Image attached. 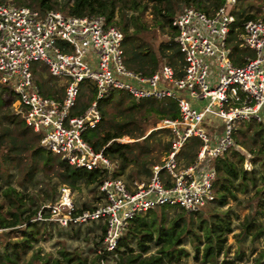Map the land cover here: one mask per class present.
<instances>
[{
    "label": "built area",
    "instance_id": "built-area-1",
    "mask_svg": "<svg viewBox=\"0 0 264 264\" xmlns=\"http://www.w3.org/2000/svg\"><path fill=\"white\" fill-rule=\"evenodd\" d=\"M237 1L223 0L211 14L183 8L172 21L182 58L177 66L165 61L150 75L126 65L124 32L106 15L72 16L55 9L0 3V84L18 97L25 123L40 135L38 148L72 166L108 174L98 185L102 195L98 204L79 210L71 189L65 187L60 198L43 205L34 220L61 226L102 223L105 232L97 252L103 254L115 250L138 215L164 205L195 213L213 204L218 178L214 162L235 144V125L256 120L264 127V0H248L260 3L259 17L246 18L256 14L249 10L238 18L235 40L251 52L243 56L229 40L237 20L227 6ZM35 61L45 63L51 75L64 78L62 98L45 96L34 86ZM82 84L96 95L82 113L73 114ZM118 90L137 100L178 103L181 118H164L160 125L172 130L171 150L162 164L152 167L150 176H113L120 164L85 137L102 120L101 100ZM194 137L201 145L195 161L186 164L181 151ZM6 230L0 227V233Z\"/></svg>",
    "mask_w": 264,
    "mask_h": 264
},
{
    "label": "trees",
    "instance_id": "trees-1",
    "mask_svg": "<svg viewBox=\"0 0 264 264\" xmlns=\"http://www.w3.org/2000/svg\"><path fill=\"white\" fill-rule=\"evenodd\" d=\"M153 1H155L153 12L155 21L170 36L168 41L160 44L159 54L167 60L166 62L177 66L182 56L174 38L176 32L172 25L173 19L179 13L175 11V0ZM176 1L180 2V0ZM181 1L186 4L185 7H195L210 14L214 13L223 3V0ZM6 2L19 6L26 5L42 11L60 10L72 16L106 15L110 22L118 25L124 32V56L126 65L130 69L150 75L161 65L156 52L139 37L140 32L146 27L143 20L137 15L129 16L127 13L129 8H135L136 11L142 9L138 0H0V3ZM245 17L257 18L259 15L249 14ZM239 24L240 21L237 20L232 25L229 40L239 56L251 54L235 40V32ZM235 61L238 64L242 63L238 57ZM37 71H40L38 67ZM35 79L45 96L58 94V97L61 98L60 90L65 89V86H58L45 66L41 68V73L35 76ZM6 95L13 98L12 102L18 99L14 91L7 85L0 84V187L2 188L0 198L3 196L7 201L0 200V227L7 229L0 233V264H21L24 256L34 248V243L39 241L40 236L52 233L49 228H52L50 224L53 222H43L44 225L40 233L35 231L33 220L38 216L42 206L47 204V201L56 200V193L54 190L51 193L45 190L44 198L40 200L31 193L27 194L12 186V179L18 181L20 185H24L28 191L40 173L49 176L52 174L57 177L62 188L77 189L82 184L87 186L95 184V188H98L99 183L108 174L99 170L90 171L72 166L45 149H35L34 143L39 140L40 135L27 126L21 111L11 108V103L6 99ZM94 97L95 90L85 85V89L78 96L73 114L82 113ZM126 100L128 107L120 110V113H125L126 110L132 112L135 108L140 107L148 113L158 114L161 118H181L178 103L174 99L143 98L137 100L130 93L118 90L111 97L101 100L102 120L96 127L91 128L85 137L96 150L103 149L104 153L112 160H120L122 172L126 170L129 163L136 159L130 157L131 147L117 139L132 133L128 126L134 124L135 120L132 113L124 114L123 118L119 120L112 115L111 109L114 103L121 106ZM215 121L218 122V120ZM160 130L168 132L170 135V140L165 145V150L169 153L172 147V130L169 127H162ZM239 135L244 137L241 144L246 142V146L257 145L258 147L254 151L250 146L249 151L253 152V155L249 159H246L245 154L234 149ZM232 137L235 144L214 162L218 172L215 182L218 196L213 203L216 207L224 206L229 199H237L238 191H246L249 185L255 186V194L259 203L255 206V212L249 214L242 221L241 226L244 235L256 236L258 233H264V226L260 222L264 217L263 124L256 120L237 122ZM246 137L250 139V142L245 140ZM151 145L152 142L146 138L145 143L140 145L142 146L140 152L148 154ZM200 145V139L194 137L182 149L181 156L186 160V164L195 161ZM245 160L252 168L244 167ZM256 165L259 167L258 176L254 170ZM140 172L150 176L152 168L144 164L140 168ZM112 175H118V171ZM46 184L50 185V180ZM95 199L101 200L102 195ZM93 206L94 204L83 203L79 210ZM169 207L173 206L164 205L135 217L125 234L119 239L115 250L111 252L98 253L92 261L88 262L87 258L74 260L72 256L66 257L65 252L61 251L66 262L58 258L51 264H101V260H107L109 255L117 256V264H179L184 256L190 255L187 243L192 245L196 258L201 253L204 262L213 261L216 263L218 256L223 251L226 235L233 230V220L237 218V214H234L232 209H227L213 212L209 217H204L202 213L204 209L192 213L175 206L176 214L172 216L167 212ZM101 229V240L96 242V249L102 247L104 225H101ZM250 230H255V233ZM11 231H18L20 235L14 239H7V234ZM150 251L153 252L149 253ZM34 258H38V253L34 254ZM48 263L49 260L41 264ZM27 264L36 263L29 262Z\"/></svg>",
    "mask_w": 264,
    "mask_h": 264
},
{
    "label": "rangeland",
    "instance_id": "rangeland-1",
    "mask_svg": "<svg viewBox=\"0 0 264 264\" xmlns=\"http://www.w3.org/2000/svg\"><path fill=\"white\" fill-rule=\"evenodd\" d=\"M138 2L141 4L142 9L136 11L135 8H129L127 10V13L129 16L137 15L143 20L146 27L140 32L139 37L141 38V40H144V42L148 44V46L154 52H156V54L159 56L160 64H162L167 60L165 58H162L159 54V47L162 42L168 41L170 36L155 21V17L153 14L155 10V1L138 0ZM174 6L175 11L178 13L183 10L186 4L183 3L181 0L180 2L175 0ZM227 7L230 13L234 15L236 20H238L242 11L244 12V14L249 10L255 12L257 15L261 14L260 3L254 4L253 2H248V0H238L235 4H229ZM43 66H45L49 72L48 66L41 61H35L31 65V71L34 77V86L36 87L39 86L36 82L35 76L41 73V68ZM37 67L38 70H40L39 72L37 71ZM53 78L57 82L58 86L64 87L63 83L61 82L64 78L56 76H53ZM85 85L86 84H82V90L85 89ZM58 86L56 87L58 88ZM60 91V95L62 98L64 96V89ZM49 97L54 98L56 100L60 99L58 97V94H51L49 95ZM6 99L11 103V108L13 110L20 111L21 106L19 104L18 99L15 102H12L13 98L8 95H6ZM234 105H239V103L236 102ZM127 107L128 101L126 100L121 106L117 103H114L111 110L113 111L112 115L117 117V119L119 120L123 118L124 114L128 115L129 113H132L135 123L128 126L130 127L132 133L125 134L117 140L121 143L128 144L131 147L130 157L136 160L134 162L129 163L124 172L120 170L119 166L118 175H122L126 179H131L132 177L141 178L145 175L140 172V168H142L144 164L152 168L154 165L162 164L167 158L168 152L167 150H165V145L167 142H169L170 135L168 132L160 130L162 128L160 127V125H162L164 118H161L158 114L148 113L144 108L140 107L135 108L132 112L126 110L125 113H120V110L125 109ZM211 118L213 119V121L218 119V117L214 115H212ZM90 130L91 128L87 130L86 134ZM146 138L147 140H150L152 142V145L150 147V152L148 154H143L140 152V149L142 147L140 145L142 143H145ZM241 140L243 141L244 137L239 135L234 149L238 150L239 152H242L246 155V159H249L253 155V152L249 151L250 146H252L254 151H256L258 147L257 145L246 146V142L244 144H241ZM245 140L250 142V139H248L247 137L245 138ZM37 142L38 141H35L34 143L35 149H39ZM116 161L120 164V160ZM243 164L244 167L247 169L252 168L247 160H245ZM254 167L256 176H258L259 167L258 165ZM120 172L122 173L120 174ZM49 180L50 185L46 184ZM11 185L18 188L19 190L24 191L27 194L31 193L33 196L38 197L40 200L44 198L45 190L50 193L54 190V192L56 193V200L51 202L47 201V203L49 204L56 202L62 194V187H60V181L57 177L52 174L51 176H49L48 174L40 173L39 176L33 182V184H31L32 187L29 188V191L25 189L24 185H20L19 182L16 180L14 181L12 179ZM255 190V186L249 185L246 191H238L236 200L229 199L228 203L221 207H216L213 203L207 205L204 208L202 212L204 217H209V215L213 212L225 211L227 209H232L234 214H237V218H234L233 220V230L226 235L223 251L218 256L216 263L213 261L204 262L203 255L201 253H199V257L196 258L192 245L187 243L190 255L188 257L184 256L179 264H264V233H258L256 236L244 235V231L241 226L242 221L247 218L249 214H253L255 212V206L257 203H259L257 201V195L255 194ZM1 192L2 188L0 189V194ZM71 195L77 208H81L83 203L95 205L100 202V200L98 201L95 199L96 197L100 196L99 189L95 188V184L89 186L82 184V186L77 189H71ZM3 199L5 200V202H7L6 199L1 196L0 200L2 201ZM167 212L172 216L176 214L174 207H169V210H167ZM33 222L35 226V231L41 233V230L44 225L43 221L33 220ZM260 222L264 226V217L261 218ZM101 224L102 223L93 222L83 225L61 226L56 222H53L52 224H50L52 228H49L52 233L46 236L41 235L39 241L34 243V248L29 251L26 256H24V260L21 262V264H27L29 262L41 264L42 262L47 260H49L48 264H51L58 258H61L62 261L66 262L64 259L65 257H63L62 253H60L61 251L65 252L64 254L66 255V257L72 256L74 260L78 258H87L88 262H90L98 254V249H96L95 245L96 242L101 240ZM19 227L23 228L21 226ZM77 231L78 233H76ZM250 231L255 233V230ZM18 235H20V232L11 231L9 234H7L6 238L14 239ZM200 247L202 248V244L200 245ZM153 251H150L149 253H152ZM36 253H38V258H34V254ZM117 261L118 258L116 255H109L107 258V264H117Z\"/></svg>",
    "mask_w": 264,
    "mask_h": 264
}]
</instances>
